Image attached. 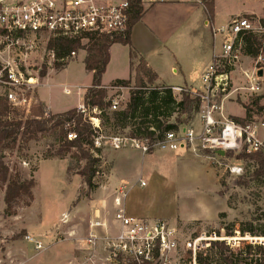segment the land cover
Here are the masks:
<instances>
[{
    "label": "rangeland",
    "instance_id": "374dc122",
    "mask_svg": "<svg viewBox=\"0 0 264 264\" xmlns=\"http://www.w3.org/2000/svg\"><path fill=\"white\" fill-rule=\"evenodd\" d=\"M250 12L263 16L264 0H214V27L224 26L232 18L231 16H243ZM200 24L204 29L207 49L210 50L212 48L210 30ZM184 43L183 41L182 46ZM220 45V37H217L215 40L217 54L220 52ZM185 48H182V52L178 54L186 55L188 49ZM85 55V51L78 50L75 59L67 62V66L61 70L55 69V63L51 65L43 63L37 67L45 72V76L41 77V85L42 83L43 85L37 89L38 95L53 113L60 114L75 107L80 94L91 85L92 76L84 69ZM202 64H205V60ZM251 66L252 63L245 59L243 68L251 70ZM258 66L263 68V77H261L263 94L250 96L248 92H244L243 96H231L225 106L233 104L228 107L233 115L245 113L244 117H246L247 111V118L255 117L260 122L264 121V111L258 109V106L264 107V62ZM113 74L114 71L107 72L103 81L110 82ZM236 79L240 77L237 76ZM196 82L198 87L199 80ZM132 87L133 85H130L118 92L123 98L120 109H123L127 103L129 88ZM64 88L69 90L68 94L64 92ZM78 90L81 91L79 95ZM108 93L117 94L115 91ZM173 96L177 101L180 100V94L177 92H173ZM36 102L40 103L37 99ZM175 119L176 115H173L169 122L174 123ZM141 122L142 119L138 118L132 123ZM195 123L198 126V118L195 119ZM131 125L129 123L125 128L117 126L110 116L109 123L104 122L101 127L100 135L103 137L101 149L112 151L109 138L129 137L137 127ZM62 143L58 130H52L32 140L19 137L12 148L0 144V160L8 167L10 177L19 182L29 179L35 181L31 191L33 201L29 206L26 205L29 202L28 198L23 197L12 205L10 211L6 210L4 203L5 187L0 186V264H67L70 258L68 264H84L83 259L88 256L84 255L81 245L85 243L91 247L95 241L101 239L96 232L89 230L87 232L90 216L84 204H79L80 201H85L90 193L82 179L79 176L75 178L76 171L81 169L85 162H78L72 155L76 153L74 149L59 159ZM160 155L162 154H154L155 159L152 160L157 165L160 163L163 166L159 177L143 179L146 187H140L138 182L135 184L136 181H133L134 190L130 193V197L136 205H141L140 218L173 221L177 216L185 218L196 216L211 220L217 209L227 207L228 210L226 214H219L217 221L212 225L200 223L177 225L176 264H191L192 254L186 253L184 243L199 237L202 244L207 245L227 239L233 252H241L238 257L241 264H264L263 252L259 250L264 248V239L260 236L264 232V176L258 178L254 176L257 167L252 168V166L255 165V161L245 158L242 154H228L227 160L223 162L218 159L207 161L212 171L207 163L190 153L179 159L171 158V155L165 156L167 158H158ZM48 160L64 161L65 170L61 163ZM216 161L231 166L239 165L242 173L238 176L231 175L224 165L216 164ZM108 167L107 161L96 165L97 174L94 183L98 186L104 183ZM77 205L78 212L72 217L69 216V213L73 215L75 210L73 208ZM248 234H252L257 240L254 242L243 240ZM92 236L96 238L92 239ZM29 237L31 242L27 240ZM38 243L42 244L40 250L35 247ZM247 245L254 250L247 253L243 250ZM93 247L91 252L93 263L104 264L108 255L105 251L107 248L103 242ZM85 251L88 253L91 249ZM199 257L213 264H222L219 261L218 250L212 246L197 253L195 264H198Z\"/></svg>",
    "mask_w": 264,
    "mask_h": 264
},
{
    "label": "built area",
    "instance_id": "2783aa9c",
    "mask_svg": "<svg viewBox=\"0 0 264 264\" xmlns=\"http://www.w3.org/2000/svg\"><path fill=\"white\" fill-rule=\"evenodd\" d=\"M133 0H0V100L8 106V117L26 119L36 103L37 89L41 86V72L37 67L45 63H67L75 59L77 51L57 60L51 48L55 40L80 41L87 43V37L122 35L127 31L128 13ZM147 9L160 3H183L204 6L202 0H138ZM214 40L220 37V52L215 53L209 67L201 76L202 89L190 90L172 88V93L189 92L199 99L198 111L188 123L178 125L175 130L166 132L162 139L151 144L129 137H110L109 145L113 150L131 148L143 154L155 150L177 152L191 151L204 155L207 159L227 160L228 154H242L250 160L253 156H264V121L255 117H244L241 121L225 114V104L231 96H250L263 94L262 78L258 65L264 62L262 50L256 57L245 54V39L256 38L264 49V14L240 15L232 17L220 28L214 27L208 20ZM252 63L251 70L243 68L244 60ZM240 79H236V77ZM125 88L109 87L115 95L108 96L110 102L107 112L121 110L122 96L118 92ZM66 94L69 90L64 88ZM89 121L93 131V146L102 147L101 113L97 108L89 109L83 104L77 108ZM48 118L51 113L46 108ZM16 113V114H15ZM198 118V126L195 119ZM70 124H65L68 129ZM66 139H75L74 133H67ZM223 152V156L217 154ZM252 160V159H251ZM224 165L231 175H240L239 165ZM255 161V160H254ZM257 167L256 163L253 167ZM143 185V183H141ZM123 192L114 199L118 208L115 220L119 225L118 234L104 237L105 251L108 253L104 264H176L178 249V229L165 220H149L126 216L122 210ZM92 226L98 227L99 223ZM92 234V233H91ZM243 240L255 241L251 235ZM92 236V239H95ZM262 240V239H258ZM29 241H32L29 239ZM227 246L229 241L223 239ZM96 242V241H95ZM94 242V245H95ZM205 242V241H203ZM222 242V241H220ZM92 245L91 247L94 248ZM211 245L202 244L200 237L184 243L186 253L192 254L191 264H195L197 253ZM41 249V244H35ZM84 264L93 263V250ZM91 253V254H90Z\"/></svg>",
    "mask_w": 264,
    "mask_h": 264
},
{
    "label": "trees",
    "instance_id": "16d2710c",
    "mask_svg": "<svg viewBox=\"0 0 264 264\" xmlns=\"http://www.w3.org/2000/svg\"><path fill=\"white\" fill-rule=\"evenodd\" d=\"M202 2L204 4L203 12L207 20L212 24L214 0H202ZM146 11L147 9H144L138 0H133L128 13L127 31L124 34L114 37L91 35L87 37L86 45H81L78 40L59 39L51 43V48L54 49L57 60L68 56L74 51H85L86 55L83 60L84 69L92 73V79L90 87L85 92L83 105L89 109L97 108L102 111L101 127L104 122L106 124L109 123L111 116V119L115 121V125L122 128H125L129 123L132 124L131 126H137L129 134V138L151 144L155 140L162 139L166 132L175 130L178 125L186 124L192 120L198 111L199 99L193 97L187 91L182 92L180 100L177 101L170 87L155 86L153 84L156 76L142 58L138 60L137 65L133 64L136 54L131 48L130 33L132 27L141 20ZM113 44H122L129 47L130 67L134 73V77L133 84L130 80H118L110 86L128 88L130 85H133L131 89L129 88V99L123 109L108 113L106 111L110 104L107 100L108 90L101 87V77L109 62V48ZM261 50L264 55V49L256 38L249 36L245 39V54L247 56L256 57ZM66 66L67 63L63 62H55L54 64L57 70H61ZM44 76L45 72L42 71L41 77ZM258 109L259 111H264V107L258 106ZM46 111V107L36 102L32 105L30 115L26 119L19 120L16 117V113L13 118L9 119L8 106L4 101L0 100V144L6 148H12L19 137L32 140L38 135L58 130L63 140L60 148L61 158L59 159H62V156H65L70 153L71 149H74L76 153H72V155L75 156L78 162H85L84 166L76 171V175L82 179L83 184L89 192L94 191L98 187L94 183V178L97 174L96 165L100 163L102 149L93 146L94 131L89 121L76 108L61 114H51L48 118L44 117ZM173 115H176V119L174 123H170L169 120ZM138 118L142 119V122L133 124L132 122ZM235 120L241 121L239 119ZM65 124H70L66 130L64 129ZM67 133H74L75 139L68 141L66 139ZM250 159L255 160L257 165L254 176L256 178L264 176V156L257 155L256 157H250ZM0 186L5 187L4 203L8 211L11 210L12 205L17 200L23 197L29 200L26 204L27 206L33 201L31 191L35 186V181L29 179L19 182L17 179H12L8 167L1 160ZM227 236L232 237L231 235ZM260 236L264 239V232ZM211 246L218 250L220 255L219 261L222 264H241V261L238 259L241 252H233L224 241L212 243ZM243 250L250 253L254 249L247 245ZM259 250L263 252L264 258V248ZM198 264L213 263L199 257Z\"/></svg>",
    "mask_w": 264,
    "mask_h": 264
},
{
    "label": "crops",
    "instance_id": "0c3cea01",
    "mask_svg": "<svg viewBox=\"0 0 264 264\" xmlns=\"http://www.w3.org/2000/svg\"><path fill=\"white\" fill-rule=\"evenodd\" d=\"M245 15L256 14L250 12ZM214 19L215 14L212 22L213 26ZM200 23L203 24L202 27L204 26L205 29L210 30L206 26L207 19L200 5L160 3L149 6L141 20L132 27L130 33L131 48L136 54L133 64L137 65L138 60L142 58L156 76V80L153 83L155 86H166L171 89L186 88L194 91L202 89L201 76L209 67L212 57L215 54V40L211 36L212 48L208 50L203 32L204 29L201 28ZM183 41L185 42L184 46H182ZM185 47L189 50H186V55L178 54ZM203 60H205V64H202ZM115 61L118 62L116 63ZM109 71H114L113 78L110 82L105 83L103 78ZM119 72L121 74H118ZM90 75L92 76V73ZM133 77L134 73L130 67L129 60V47L122 44H113L109 48V62L101 77V87L107 89L118 80H130L133 84ZM197 80H199L198 87L196 86ZM89 87L88 85L82 93L79 90L77 91L78 95L81 93L80 99L72 109L83 104L85 92ZM108 96H110L109 93ZM37 99L52 114H58L53 113L50 107L40 99L38 90ZM231 105L233 104H227L225 106V114L236 119H242L245 113L243 115H233L228 110V107ZM156 153L162 154L158 158H167L165 156L171 155L170 157L175 159L182 158L190 153L200 158L202 162L207 163L208 168L211 169V166L207 162L209 159L204 155H198L191 151L179 150L177 152H167L155 150L151 153L143 154L139 150L128 147L112 151L102 150L100 164L106 163V161L109 163L106 179L103 184L89 193L85 201L79 202V204H84L86 211L89 213L88 216H90V218L88 217L89 226L86 228L87 232L88 230L96 232L97 236L99 235L101 237L95 244L101 245L104 237H114L118 234L119 225L115 220L118 208L114 204V199L119 197L120 191L125 195L122 198L121 207L125 215L140 218L139 215H142L141 205H136L131 200L130 193L134 190L133 181H136L135 184L138 182L140 187H146L143 179H152L154 176L159 177V173L163 171V166L160 163L157 165L155 162H152L155 159L153 156ZM48 161L57 164L61 163L64 165V170L66 168L64 161ZM211 170L213 171V169ZM75 178H77V175ZM79 180L81 181V179ZM76 208H73L75 209L73 215L69 213V216L72 217L78 212L79 208ZM227 211V207L226 209H217L214 218L211 220H207L205 217L189 216L185 218L177 216L173 221H165L173 227H177L178 224L189 225L194 223L212 225L217 221L219 214H226ZM94 223H99V226L95 228L92 226ZM74 234L76 235V232ZM81 246H83L82 250L84 251V255L88 256L89 252L87 253L85 250L91 249L92 247L85 243ZM70 259L67 264L70 262ZM85 260L86 258L83 259V261Z\"/></svg>",
    "mask_w": 264,
    "mask_h": 264
},
{
    "label": "water",
    "instance_id": "95a60500",
    "mask_svg": "<svg viewBox=\"0 0 264 264\" xmlns=\"http://www.w3.org/2000/svg\"><path fill=\"white\" fill-rule=\"evenodd\" d=\"M258 76H259V77H262V76H263V70H259V71H258ZM217 154H218L219 156H223V155H224L223 152H221V151H218Z\"/></svg>",
    "mask_w": 264,
    "mask_h": 264
},
{
    "label": "bare ground",
    "instance_id": "6f19581e",
    "mask_svg": "<svg viewBox=\"0 0 264 264\" xmlns=\"http://www.w3.org/2000/svg\"><path fill=\"white\" fill-rule=\"evenodd\" d=\"M30 237L27 239L29 241ZM31 242V241H30ZM41 249H42V244H41Z\"/></svg>",
    "mask_w": 264,
    "mask_h": 264
}]
</instances>
